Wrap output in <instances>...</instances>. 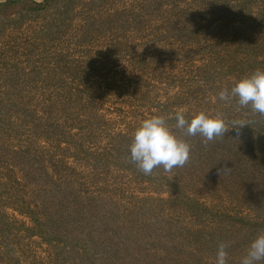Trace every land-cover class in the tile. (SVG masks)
Returning <instances> with one entry per match:
<instances>
[{
	"label": "rangeland",
	"instance_id": "obj_1",
	"mask_svg": "<svg viewBox=\"0 0 264 264\" xmlns=\"http://www.w3.org/2000/svg\"><path fill=\"white\" fill-rule=\"evenodd\" d=\"M14 1L0 0V264H51L23 208L55 212L41 207L50 177L146 235L126 264H213L220 242L240 264L264 232L230 217L263 221L250 203L262 199L264 117L214 97L264 70V0ZM180 109L230 130L205 145L173 127L190 159L168 173L121 164L144 119L172 127Z\"/></svg>",
	"mask_w": 264,
	"mask_h": 264
},
{
	"label": "trees",
	"instance_id": "obj_2",
	"mask_svg": "<svg viewBox=\"0 0 264 264\" xmlns=\"http://www.w3.org/2000/svg\"><path fill=\"white\" fill-rule=\"evenodd\" d=\"M12 2L16 1L6 0L5 4ZM121 164L138 170L130 159L129 161L121 159ZM259 176L264 178V171L259 173ZM47 183L46 194L40 197L41 207L43 210L56 209L55 212L49 211L48 214L46 211L41 218L33 214L27 205H23V208L26 210L25 214H29L35 223L30 230L31 233L39 234L50 243L53 250L51 264H126V261L131 262L138 258L137 252L133 249L142 247L140 242L146 235L129 229L125 223L117 221L115 223L117 214L112 212L111 208L107 209L106 203L103 202L104 198L92 194L81 195L70 183L60 184L51 177ZM261 186L263 191L260 193L264 199V183ZM262 199L258 202L255 198L250 204L254 211L263 217V221L247 219L236 214L233 215L235 217L230 216L231 219L255 229L263 228ZM193 206L200 213L208 212L213 216L228 217L210 210L203 204L198 205L194 202Z\"/></svg>",
	"mask_w": 264,
	"mask_h": 264
},
{
	"label": "clouds",
	"instance_id": "obj_3",
	"mask_svg": "<svg viewBox=\"0 0 264 264\" xmlns=\"http://www.w3.org/2000/svg\"><path fill=\"white\" fill-rule=\"evenodd\" d=\"M219 101L231 103L239 108H250L251 112L264 117V70H256L245 76L229 89L223 88L217 94ZM175 125L170 127L164 116L154 115L144 119L133 133L130 144V161L145 175L152 174L155 168H163L165 173L183 167L190 159V144L180 138L173 127L187 136L199 134L207 145L218 137H224L230 129L221 115H208L205 112L194 114L188 120L184 110L175 113ZM247 123H236L232 128L239 132ZM226 242L218 244L213 264H228ZM264 261V232L260 233L248 246L240 264H260Z\"/></svg>",
	"mask_w": 264,
	"mask_h": 264
}]
</instances>
